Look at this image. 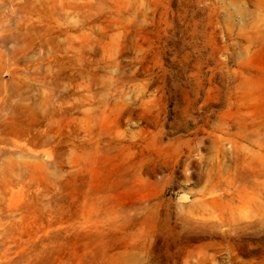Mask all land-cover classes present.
<instances>
[{
	"label": "rangeland",
	"instance_id": "rangeland-1",
	"mask_svg": "<svg viewBox=\"0 0 264 264\" xmlns=\"http://www.w3.org/2000/svg\"><path fill=\"white\" fill-rule=\"evenodd\" d=\"M0 264H264V0H0Z\"/></svg>",
	"mask_w": 264,
	"mask_h": 264
}]
</instances>
